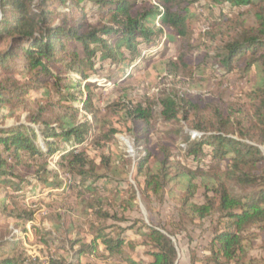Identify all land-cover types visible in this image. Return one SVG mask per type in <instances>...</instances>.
<instances>
[{
  "label": "trees",
  "instance_id": "16d2710c",
  "mask_svg": "<svg viewBox=\"0 0 264 264\" xmlns=\"http://www.w3.org/2000/svg\"><path fill=\"white\" fill-rule=\"evenodd\" d=\"M152 1L156 5L150 0H143L142 6L131 0H0V216L6 222L13 220L26 233L31 214L18 211L6 189L19 191L26 184L32 186L33 194L41 188L56 190L62 184L60 171L78 178L81 191L74 211L79 215L121 222L110 210L133 207L137 190L149 209L152 197L173 198L180 219L196 224L218 215V224L223 226L214 233L203 260L194 259V264H264V156L259 149L264 146V0ZM201 2L209 12L214 6L229 4L251 7L256 13L253 25L224 22L233 27L221 37L213 54H203L197 72H252L255 82L246 95L252 111L246 118L233 117L224 105L214 106L199 97L170 93L160 97L164 122H192L200 132L193 139L181 130L176 133L180 132L183 143L181 152L195 164L190 167L177 159L179 154L170 152L167 143L150 147V106L124 105L121 130L100 118L87 105L89 99L83 101L81 93L71 90L78 80L85 81L92 74L88 66L94 62L96 50L102 61L120 59L123 47L137 58V44L141 40L151 44L152 36L162 31L170 39L188 37L198 19L193 8ZM87 5L92 9L86 11ZM241 16L239 12L237 17ZM92 17L100 18L99 25L88 22ZM157 18L160 28L154 25ZM108 37L114 45L107 43ZM128 63L124 59L119 63L120 75ZM87 84L85 88L90 86ZM77 102L91 112L95 124L94 138L80 150L76 146L83 143L86 131L84 125L75 123ZM47 105L63 112L47 118ZM207 112L210 116L204 118ZM22 118L25 122L19 123ZM8 121L15 123L7 125ZM118 130L131 132L146 145L145 154L134 165L124 154L113 151L111 141ZM62 143L69 147L63 149L56 164L59 171H54L47 158L60 152ZM204 159H208L206 164ZM130 175L137 190L119 184ZM198 189H202V203L193 201ZM106 228L90 226L92 235L84 239L79 234L73 238V229L62 231L60 224L51 223L50 230L33 226L32 231L43 244L65 233L58 239L60 245H54L48 264H84L81 256L96 254L99 243L106 264H115V260L145 264L136 255L138 245L151 258L147 264L175 263V247L159 226L142 223L121 229L115 225L111 227L115 235ZM130 228L140 243L126 238ZM257 241L261 251L253 257ZM28 260L22 239L0 237V264H32Z\"/></svg>",
  "mask_w": 264,
  "mask_h": 264
},
{
  "label": "rangeland",
  "instance_id": "374dc122",
  "mask_svg": "<svg viewBox=\"0 0 264 264\" xmlns=\"http://www.w3.org/2000/svg\"><path fill=\"white\" fill-rule=\"evenodd\" d=\"M131 1H136L139 6H142L143 0ZM150 3L153 5L152 0ZM205 6L204 2L194 6L193 12L196 13L198 19L192 26L188 37L170 39L162 31V33L152 36L151 44L148 45L143 40L137 44V58H134L123 47L119 51L122 55L120 59L102 61L99 59L100 51L96 50L94 62L92 66H88V69L92 70V74L85 81L78 80V86L71 90V92L81 93L83 101L89 99L87 105H91L93 111L99 113L100 118H107L117 129L121 130L120 115L124 105L150 106L151 127L147 136L150 147L167 143L170 145V152L179 154L177 159L190 167H194L195 164L181 152L180 145L183 143L180 132L179 135L176 133L181 130L182 133L189 134L193 139L200 132L194 128L192 122L186 123L183 120L164 122L160 115V97L165 93L199 97L204 101H212L214 106L224 105L233 117L246 118L252 114L246 95L255 82V75L252 72L246 75L240 72L217 71L202 72L201 74L197 72L196 65L203 54H213L215 47L219 45V40L222 39L221 37L233 27L232 23L224 24V22L233 20L237 21V24L253 25L256 13V10L251 7L236 8L229 4L214 6L209 12ZM85 9L89 11L92 8L87 5ZM239 12H242V16L238 18ZM99 19V17H92L88 19V22L99 25ZM216 23H219L218 26ZM154 25L160 28L158 18ZM107 43L114 45V40L108 37ZM92 48L94 49V46ZM122 59L129 60V63L124 70H121L120 75L119 63ZM86 83L90 86L85 88ZM75 106L78 108L75 113V123L84 125L86 131L83 143L76 146V149L80 150L94 138L95 124L91 112L84 110L82 103L77 102ZM44 112V115L50 118L51 115L62 113L63 110H56L47 105ZM69 115L72 116L71 113H68V117ZM209 116L210 113L207 112L204 118ZM18 122L25 121L22 118ZM14 123L8 121L7 125ZM121 130L114 134L111 141L113 151L124 154L125 158L134 165L145 154L146 145L139 143L131 132ZM36 141L38 144H42L41 138ZM55 141L58 140L55 139ZM60 146V152L47 158L50 169L54 171H59L56 164L61 161L63 149L69 147L66 143H62ZM259 149L264 156V146H260ZM207 162L208 159L203 160V164ZM58 174L62 184L56 190L41 188L33 194L32 186L26 184H21L22 189L19 191L15 188L6 189L13 206L18 211L25 210L31 214V218L25 227L26 233H23L20 228L15 227L13 220L6 222L5 218L0 216V237L5 235L7 238L15 235L17 239H22L25 253L30 258L28 261L32 264H48L49 257L54 253V245H60L59 240L65 237V233H62L51 243L43 244L39 236L37 238L34 236L33 226L45 227L50 230L51 223L60 224L62 231L66 232L70 227L73 229L71 232L73 238L78 237L77 234H79V237L84 239L85 236L92 235L90 226L108 227L105 231H111L115 235L116 230L113 231L111 228L115 225L121 229H129V227L140 226L142 223L145 225L155 224L161 228L159 230L171 240L175 247L176 260L174 264H194V259L203 260L214 233L223 229V226L218 224V215L209 216L196 224L180 219L179 205L173 198L164 197L162 200H158L152 197L148 200L150 209L146 208L131 175L126 180L120 181L119 184L123 188H127V184H130L137 190L133 207L123 209L115 206L110 210V213L117 214L116 216L121 222L104 220L97 215H79L80 212L74 211L79 202V192L81 191L78 178L60 171ZM13 182L19 183L16 179ZM82 198L87 199L86 196H82ZM193 201L202 203V189H198ZM125 234L127 239L140 243V239L134 234L133 229L127 230ZM65 245L67 247V242ZM260 245L261 242L257 241L251 251V256L258 257L260 255ZM101 253H104L103 246L99 243L97 253L81 256V262L84 264H106L108 261L104 257L101 258ZM136 255L145 264L151 261V258L146 254V248L141 245L137 246ZM113 263L123 264L118 260Z\"/></svg>",
  "mask_w": 264,
  "mask_h": 264
},
{
  "label": "built area",
  "instance_id": "2783aa9c",
  "mask_svg": "<svg viewBox=\"0 0 264 264\" xmlns=\"http://www.w3.org/2000/svg\"><path fill=\"white\" fill-rule=\"evenodd\" d=\"M153 4H155V3H153ZM156 5V4H155ZM160 8V7H159ZM161 9V8H160Z\"/></svg>",
  "mask_w": 264,
  "mask_h": 264
}]
</instances>
